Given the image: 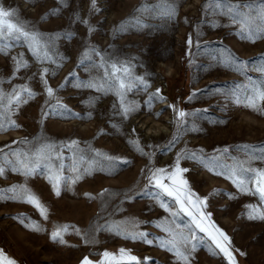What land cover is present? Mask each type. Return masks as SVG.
<instances>
[{
  "label": "rangeland",
  "instance_id": "obj_1",
  "mask_svg": "<svg viewBox=\"0 0 264 264\" xmlns=\"http://www.w3.org/2000/svg\"><path fill=\"white\" fill-rule=\"evenodd\" d=\"M156 2L96 0L93 9L92 0H0L4 9L16 10L28 29L55 37L56 61L37 63L22 41L6 49L7 54L0 52V88L10 93L14 87L27 85L35 93L18 108L12 106L15 110L10 120L16 127L0 133V149L10 153L42 143L59 146L77 141L86 156V162L78 163V171L73 172V152L63 148L64 179L59 195L53 191L49 169L43 164L28 177L5 165L0 189L22 185L47 210L45 219L27 203L0 200L5 243L25 264H75L86 254L101 256L104 251L120 249L141 261L150 258L149 264H178L172 253L159 246L156 238L168 237L154 225L174 228L173 220L183 226L190 218L183 213L173 217L170 211L178 212L179 206L171 197L158 196L160 190L149 183L148 176L156 169L173 171L181 153L179 167L188 170L183 178L191 191L205 200L201 211L229 237L236 264H264V220L250 219L246 207L264 209V205L251 194L254 183L240 191L228 178L239 163L245 169L264 170V161L245 155L246 151L254 156L264 154V112L237 105L233 97L234 92H243L236 85H249L251 78L259 86L264 80L251 70L264 63V38L255 43L241 39L239 25L214 8L203 10L206 0H172L173 11L162 16L137 11ZM228 2L243 5L257 0ZM136 18L147 26L121 27ZM86 49L90 59L81 63ZM229 53L238 61L250 62V70L241 75L226 66L222 58ZM21 54L28 67L13 78V57L19 59ZM101 56L106 62L130 66L147 84L146 89L138 85L127 94V101L135 104L127 116L113 93L76 86L77 81L103 75L104 70L94 66L100 64ZM43 68L48 69L45 79L54 90L51 99L40 79ZM260 108L264 109V102ZM177 111L188 115L178 118ZM25 140L33 143H19ZM225 148L227 152H223ZM97 152L116 159L97 156ZM192 153L195 159L188 158ZM212 157L217 158L216 172L223 174H213L201 163V159ZM120 222H127L128 234L146 232L153 244L106 230ZM63 225L72 226L62 233L63 242L51 239L56 227ZM198 235L202 240L188 264H228L204 233Z\"/></svg>",
  "mask_w": 264,
  "mask_h": 264
},
{
  "label": "snow or ice",
  "instance_id": "obj_2",
  "mask_svg": "<svg viewBox=\"0 0 264 264\" xmlns=\"http://www.w3.org/2000/svg\"><path fill=\"white\" fill-rule=\"evenodd\" d=\"M171 3L172 0H157L151 8L145 4L137 11L142 13H155L157 16L168 15L173 11ZM92 7L95 9L96 0H92ZM209 8L216 9L219 15L227 16L233 25H239L237 34L241 39L255 43L256 39L264 38V0H257L255 4L249 3L243 5L229 3L228 0H206L203 10L207 11ZM146 26L147 25H144L140 18H136L129 19V21L125 22V25L121 27ZM54 39L55 37H46L39 32L28 29L27 26L19 20L15 9L6 10L0 6V52L7 54L6 49H11L16 46L17 42L22 41L32 53L37 63L41 65L46 62L56 63L53 59ZM189 45H191V40H189ZM92 51L95 52L94 49ZM95 54L97 56L100 55L99 52H95ZM88 59H90V51L86 49L81 55L80 62L84 63L85 60ZM13 60L16 61L13 75V78H15V73L21 68H27L28 62L23 60L22 54L19 59L13 57ZM261 60L264 61V58H261ZM222 62L241 75H244L250 70V62L238 61L233 58L230 53L227 57L222 58ZM94 66L103 69V75L88 81H77L76 86L93 88L105 94L113 93L118 98L122 113L125 116L134 111L135 104L128 102L126 97L127 94L138 85H144L145 89L147 88V84L143 77L135 76L130 66H118L116 63L106 62L102 56L100 58V64ZM109 69H111V71H109ZM251 70H255L264 76V63H262L260 67ZM47 74V68H43L39 73L40 79L45 86V92L49 99H51L54 96V90L47 84L45 79ZM2 83L3 81H0V84ZM249 85H236V89H243V92L236 91L233 93L234 102L237 105L242 104L244 107L264 112V109L260 108L261 102H264V80H261L258 86L249 78ZM25 93L27 94L26 97L24 95ZM34 96L35 93L32 92L27 85L14 87L10 93H5L4 90L0 88V133L16 127L14 122L10 120L11 113L15 110L12 106L15 105V107L18 108L21 104L26 103L27 99L34 98ZM151 99L150 97L149 103ZM186 115L188 114L184 111H177L178 118H183ZM175 142L176 137L173 138V144ZM19 143L28 145L33 142L25 140ZM64 147H67L70 152H73L71 159L74 160V164L71 170L77 172L78 163L86 162V156L83 154L84 150L79 148L78 142L71 141L68 145L59 146L54 143H42L33 145L26 150H14L10 153H4L3 150L0 149V176H4L5 174V165L10 166L13 173L28 177L34 174L43 164L49 169L50 174L48 176V181L52 185L53 191L59 195V185L64 179L62 175V171L65 167L63 164L64 157L62 155ZM245 148H247V146H245ZM227 151V148L223 149V152ZM261 152L264 153V149H261ZM96 155L104 156L108 160L116 159L104 153L97 152ZM182 155L183 153L177 155L173 171L168 172L167 169H156L148 176L149 183L160 190L157 195L163 194L171 197L175 204L179 206V209L178 212L172 213L163 203L161 206L165 207L166 211H170L173 217L183 213L190 218V223L183 226L173 220L174 228L162 227L160 223L155 224L154 226L160 228L161 231L166 234V237H168L167 239L160 237L156 238L159 241V246L172 253L177 258L178 264H188L191 253L197 250V245L202 240L198 233H204L223 254L228 264H236L235 257L230 248L231 242L229 237L211 222L210 215L201 211V208L205 204V200L196 196L188 187V181L183 178V173L188 170L179 167ZM245 155L250 159L264 161V154L254 156L246 151ZM9 156H13L15 159H9ZM188 158L195 159L196 154L192 153ZM216 159V157H212L208 161L201 159V163L213 174H223L215 170L217 167L215 164ZM54 161H60V163L55 165ZM124 162L127 163V161ZM92 163H96V161L93 160ZM101 170H103V166H101ZM248 172L252 173V175L246 176L245 173ZM228 178L233 179V183L236 184L240 191L246 190V184L250 182L254 183L255 188L251 190V194L253 196H258L260 204L264 205V170L251 167L245 169L242 163H239L231 169V175ZM76 179H79V176H77ZM165 181H168V183H165ZM6 193H12V195L6 197ZM101 195H103V193ZM5 198L29 204L35 207L43 218L47 219L46 208L26 187L22 185H13L8 189H0V200ZM246 207L250 209V219L264 220V209L256 205H248ZM206 221H208V223H206ZM126 223L127 222L114 223L108 226L106 230L115 231L116 235L124 233L123 238L125 239H139L149 246L153 244V240L148 238L146 232L128 234L125 228ZM71 227V225L57 226L56 230L51 233V239H59L63 242L62 233H66ZM77 234H79L78 230ZM84 239L85 243H88L87 238ZM101 256L102 258L97 264H149L150 261V258H145L141 261L137 257L131 256L125 249H120L119 255L104 251ZM125 257H127V260H125ZM0 264H15V261L5 257L4 253L0 251ZM82 264H93V262L88 257H85Z\"/></svg>",
  "mask_w": 264,
  "mask_h": 264
},
{
  "label": "crops",
  "instance_id": "obj_3",
  "mask_svg": "<svg viewBox=\"0 0 264 264\" xmlns=\"http://www.w3.org/2000/svg\"><path fill=\"white\" fill-rule=\"evenodd\" d=\"M6 241V238H5V235L4 233L1 231L0 229V251H2L4 253V256L15 261V264H25L21 259H19L6 245L5 243ZM109 253H112V254H116V255H119V250L117 251H108ZM85 257H88L92 262L93 264H97L98 261L101 260L102 256H92V255H84L82 256L81 258H79L75 264H82V261Z\"/></svg>",
  "mask_w": 264,
  "mask_h": 264
}]
</instances>
